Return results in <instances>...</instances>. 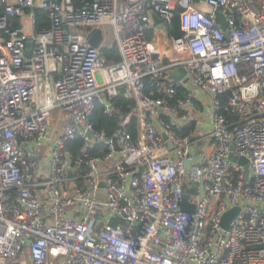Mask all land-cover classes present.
I'll return each mask as SVG.
<instances>
[{"label":"built area","instance_id":"2783aa9c","mask_svg":"<svg viewBox=\"0 0 264 264\" xmlns=\"http://www.w3.org/2000/svg\"><path fill=\"white\" fill-rule=\"evenodd\" d=\"M175 13L161 48L150 30ZM105 24L112 64L88 42ZM0 50V257L264 264V0H0ZM197 100L210 127L195 135ZM96 103L118 114L112 135Z\"/></svg>","mask_w":264,"mask_h":264},{"label":"trees","instance_id":"16d2710c","mask_svg":"<svg viewBox=\"0 0 264 264\" xmlns=\"http://www.w3.org/2000/svg\"><path fill=\"white\" fill-rule=\"evenodd\" d=\"M79 0H73V2L78 5ZM34 12V26L35 28L48 27L49 19L47 17V12L42 8L35 7L33 9ZM16 22V18L12 20ZM16 23H14L15 25ZM168 34L170 36L180 35L181 31L179 29V20L178 14L175 13L171 18L170 22L167 25ZM100 54L105 59L107 64L115 63L119 60V55L117 53V46L115 42V38L113 37V33L110 31L108 37L103 36V40L99 46ZM220 104L222 107V111H224V105L226 104V94H221L219 97ZM227 113V112H226ZM230 117V116H229ZM118 118V114H114L112 116L105 115L102 112V106L99 103H96L94 109L89 115V120L93 124L96 129H104L107 135H112L115 130L116 120ZM192 126V125H191ZM188 131V127L184 128V132ZM81 145V140L78 136H76L73 140L69 141L67 146L73 153H76L77 149ZM102 146H95L89 150L90 153H94L101 149Z\"/></svg>","mask_w":264,"mask_h":264},{"label":"water","instance_id":"95a60500","mask_svg":"<svg viewBox=\"0 0 264 264\" xmlns=\"http://www.w3.org/2000/svg\"><path fill=\"white\" fill-rule=\"evenodd\" d=\"M152 19H153V23H157L160 21V19L156 16V14L151 13ZM222 17V16H221ZM88 36V42L94 46V47H98L101 44L102 38H103V34H102V30L100 28H96L93 31H91L89 34H87ZM27 46H29V43H27ZM0 52H2L0 50ZM26 54H29V49H26ZM185 73V68L184 67H179L176 68L174 70H169L166 73L165 79L167 80H177L179 79L183 74ZM229 158L233 161L238 162L239 164H245L247 162L246 158L242 157V156H235L232 154H229ZM69 174H71V171H69ZM103 181L100 182V185H103ZM74 183H71L70 186L73 187ZM193 187V185H192ZM187 198V194L183 195V202H182V207L186 208V202L185 199ZM238 211V206H233L232 208H230L229 210L225 211L222 215L221 218V225L223 228L227 229L229 222L231 221V219L235 216L236 212Z\"/></svg>","mask_w":264,"mask_h":264},{"label":"crops","instance_id":"0c3cea01","mask_svg":"<svg viewBox=\"0 0 264 264\" xmlns=\"http://www.w3.org/2000/svg\"><path fill=\"white\" fill-rule=\"evenodd\" d=\"M154 25H152V29L150 30L149 35H153L154 38L157 39L158 45L161 48H163L166 44L167 37L170 36L168 34L167 25L166 26L158 25L156 27ZM123 99L124 97L121 96V100L123 101V103H125L126 101ZM196 106L197 108H195L193 111V117H195V119L198 120L197 129H195L196 130L195 135H198V134L205 133L206 131L209 130L210 122H209L208 116L202 110V104L198 100L196 101ZM187 126H191V125H187ZM202 143H203V140L200 141L199 143V149L202 148ZM42 164H43V167L45 168L46 167L45 159H43ZM24 251L26 250L24 249ZM0 264H10V263H9V260H6L5 258L0 257ZM13 264H29V260L26 258V256L20 254L19 257L17 258V261Z\"/></svg>","mask_w":264,"mask_h":264},{"label":"rangeland","instance_id":"374dc122","mask_svg":"<svg viewBox=\"0 0 264 264\" xmlns=\"http://www.w3.org/2000/svg\"><path fill=\"white\" fill-rule=\"evenodd\" d=\"M102 30H103V33H104L105 37L107 38L109 32L111 31V26L108 25V24H105V25L102 26ZM111 32H112V31H111ZM113 37H114V36H113ZM17 141H18L19 144H21V140H20V138H17Z\"/></svg>","mask_w":264,"mask_h":264}]
</instances>
